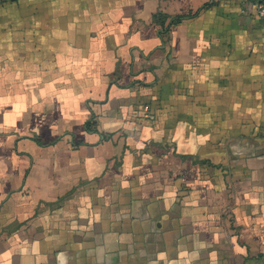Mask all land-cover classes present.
Returning <instances> with one entry per match:
<instances>
[{"label": "crops", "instance_id": "crops-1", "mask_svg": "<svg viewBox=\"0 0 264 264\" xmlns=\"http://www.w3.org/2000/svg\"><path fill=\"white\" fill-rule=\"evenodd\" d=\"M0 264H264L255 0H0Z\"/></svg>", "mask_w": 264, "mask_h": 264}, {"label": "built area", "instance_id": "built-area-1", "mask_svg": "<svg viewBox=\"0 0 264 264\" xmlns=\"http://www.w3.org/2000/svg\"><path fill=\"white\" fill-rule=\"evenodd\" d=\"M255 13L258 18L264 20V0H255Z\"/></svg>", "mask_w": 264, "mask_h": 264}]
</instances>
